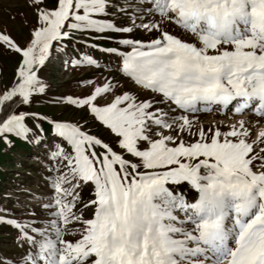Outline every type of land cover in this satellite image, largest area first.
<instances>
[{"label": "snow or ice", "instance_id": "snow-or-ice-1", "mask_svg": "<svg viewBox=\"0 0 264 264\" xmlns=\"http://www.w3.org/2000/svg\"><path fill=\"white\" fill-rule=\"evenodd\" d=\"M26 4L23 42L0 31L17 57L0 88V143L43 148L44 190L19 215L0 207L17 249L0 264H264V0ZM49 65L104 74L49 97ZM40 97L59 114L16 110ZM213 111L239 119L197 122Z\"/></svg>", "mask_w": 264, "mask_h": 264}, {"label": "rangeland", "instance_id": "rangeland-1", "mask_svg": "<svg viewBox=\"0 0 264 264\" xmlns=\"http://www.w3.org/2000/svg\"><path fill=\"white\" fill-rule=\"evenodd\" d=\"M46 3H51L52 0H45ZM117 2V0H113ZM109 12L113 11L111 8ZM117 25L128 23L126 16L117 14L114 21ZM34 23L32 10L27 6L26 0H0V31H7L16 39L18 43L23 42V37L28 33ZM133 38L146 39L148 33L139 29H134L131 33ZM104 46H115L104 44ZM81 51H87L89 54L101 61H107L109 57L106 54L85 49L82 45H76ZM69 54L76 55L72 51V46L69 45ZM17 57L9 52L0 49V88L5 87L11 80L13 69L15 67ZM103 69L85 67L79 70L65 71L62 67L49 65L43 69L40 75L47 79L52 85L49 90V97L58 94H79L81 89L74 86V81L80 78H90L93 76L103 75ZM130 87V85H125ZM48 97L33 98L31 108L17 106L16 110L36 111L41 113L58 115L60 112L59 106L47 102ZM82 113H73L71 110L64 112V117L76 119ZM197 122L203 124L205 128L210 122L224 121L225 124H231L235 119H229L228 116L220 115L213 111L212 113H198ZM231 115V114H229ZM63 118V117H62ZM251 119L256 117L250 115ZM30 123V122H29ZM45 134L48 132V126L43 125ZM99 135L107 139V135L99 129H94ZM43 148H35L30 144L24 143L13 138L11 146L0 143V207L10 208L13 212L19 215L21 206L24 204L35 203L28 197V192L40 193L44 190V184L41 180L39 164L37 162V154H42ZM81 199H86L89 196L87 189L80 191ZM5 197H8L7 199ZM79 207V205H77ZM14 230L6 225L0 224V253H11L16 251V246L12 243Z\"/></svg>", "mask_w": 264, "mask_h": 264}, {"label": "bare ground", "instance_id": "bare-ground-1", "mask_svg": "<svg viewBox=\"0 0 264 264\" xmlns=\"http://www.w3.org/2000/svg\"><path fill=\"white\" fill-rule=\"evenodd\" d=\"M229 114H231V113H229ZM250 115H252L251 113H245V118H249L250 117ZM226 116H224V118H225ZM227 118V117H226ZM233 118H239V117H233ZM261 126H264V124H261Z\"/></svg>", "mask_w": 264, "mask_h": 264}]
</instances>
